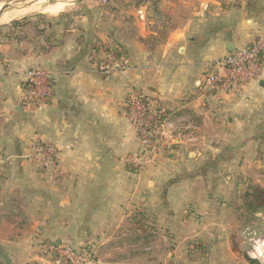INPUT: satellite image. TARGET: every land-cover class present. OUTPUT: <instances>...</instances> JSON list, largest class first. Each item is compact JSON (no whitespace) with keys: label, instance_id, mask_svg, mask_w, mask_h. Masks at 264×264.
Segmentation results:
<instances>
[{"label":"crops","instance_id":"crops-1","mask_svg":"<svg viewBox=\"0 0 264 264\" xmlns=\"http://www.w3.org/2000/svg\"><path fill=\"white\" fill-rule=\"evenodd\" d=\"M159 1L151 10L149 2L77 0L67 11L44 16L39 34L27 28L25 40H8L11 29L3 30L0 264H53L43 251L58 243L87 250L91 264H160L154 253L162 229L179 239L203 236L189 234L196 218L176 213V205L194 203L171 199V185L162 177L172 172L170 163H153L162 154L143 153L127 105L145 98L168 112L162 146L177 145L189 161L213 154L221 159L225 125L230 139L237 132L245 141L251 103L263 105L264 122V70L232 93L209 92L202 80L210 64L229 53L227 45L237 50L264 38V0ZM98 41L122 47L131 69L112 76L97 72ZM38 66L52 72L54 94L34 112L22 104V73ZM36 141L56 149L51 166L32 152ZM208 164L206 169L217 167ZM135 213L146 217V236L123 231ZM199 256L170 253L164 264H205Z\"/></svg>","mask_w":264,"mask_h":264},{"label":"rangeland","instance_id":"rangeland-1","mask_svg":"<svg viewBox=\"0 0 264 264\" xmlns=\"http://www.w3.org/2000/svg\"><path fill=\"white\" fill-rule=\"evenodd\" d=\"M67 1L74 3L77 0ZM126 1H130V6H135L134 0H115V4L120 6ZM159 3L160 1L150 2L149 8ZM0 4L3 8L6 6L11 8L0 19V32L5 33L4 31L9 27L11 29L15 20L25 18L36 21L44 16L51 17L50 14L44 13L43 8L57 2L55 0H0ZM28 5L31 6L22 8ZM70 7H73L72 4H67L65 11ZM22 10L25 11L19 12ZM260 42H264V38L254 39L249 45ZM253 106L251 103L249 109L252 112L248 114L251 117L244 123L251 125L249 133L251 136L244 141L243 133L237 137L236 132L234 138L230 139L231 131L223 123L225 127L221 132L219 131L224 137L223 154H221L223 156L218 159V154H213L198 161L193 158L189 161L187 155L185 157L184 153H181L183 149H180L181 151L176 149L177 145L162 146V125L167 116L156 110L157 114L151 130L158 135V139L153 142L152 139L148 145L142 144L143 153L148 154L150 158L156 153L158 157L162 154V157L153 163H170L169 168L173 173L171 172L168 177L164 174L162 177L163 180L168 179L171 185V199L184 200L188 204L194 203V206L190 208L181 207L178 204L174 209L176 213L184 215L187 219L190 215L196 218L193 219L194 231L189 234L203 235L192 240L188 238L189 236L179 239L176 233L171 231L168 233L162 229L158 243L159 251L154 253L159 255L158 258L161 257L160 264H164V260L170 253L178 255L180 252L186 254L188 251H197L199 258L205 264H264V208L257 213H252L246 208V199L251 188L258 186L264 190V122L260 121L263 105L259 104L255 108ZM210 132L216 134L212 130ZM179 146L185 148V145ZM164 151H170V156ZM210 162L215 163L217 167L206 169ZM93 258L90 255L91 262Z\"/></svg>","mask_w":264,"mask_h":264},{"label":"built area","instance_id":"built-area-1","mask_svg":"<svg viewBox=\"0 0 264 264\" xmlns=\"http://www.w3.org/2000/svg\"><path fill=\"white\" fill-rule=\"evenodd\" d=\"M95 69L97 72L112 76L125 74L131 69L130 58L117 46L95 43ZM264 42L254 43L229 52L210 64V69L202 80L208 90L232 93L247 87L258 79L264 70ZM26 86L22 104L37 112L45 108L54 94L52 72L44 67L28 69L22 73ZM128 117L136 128L141 144L148 145L155 137L153 126L157 111L154 105L142 98H134L127 105ZM32 152L46 167L51 166L56 157L52 144L36 141ZM44 252L51 256L53 264H91L89 252L76 249L68 243L48 246Z\"/></svg>","mask_w":264,"mask_h":264},{"label":"trees","instance_id":"trees-1","mask_svg":"<svg viewBox=\"0 0 264 264\" xmlns=\"http://www.w3.org/2000/svg\"><path fill=\"white\" fill-rule=\"evenodd\" d=\"M159 0H134L135 6H140L142 4L150 3V2H158ZM44 18H40L39 20L36 21H31V20H26L25 18L20 19V20H15L13 21L11 25V31L5 35L6 38L9 39H15L18 41L25 40L27 38V28L28 29H35L37 34L41 32L39 30L40 24ZM1 36H3V33L0 32ZM115 46V45H112ZM121 50L122 47L118 46ZM51 48V45H49V50ZM145 100V98H142ZM155 110H157L159 113H167L164 112L163 108L156 107ZM156 135L152 142L158 139ZM246 208L250 210L252 213H257L258 211H261L264 208V190L260 189V187H252L251 191H249V194L246 199ZM146 217L144 214L141 213H135L132 219L127 223V226L123 231L132 233L134 235L142 236V235H147L148 228L147 224L145 223Z\"/></svg>","mask_w":264,"mask_h":264},{"label":"bare ground","instance_id":"bare-ground-1","mask_svg":"<svg viewBox=\"0 0 264 264\" xmlns=\"http://www.w3.org/2000/svg\"><path fill=\"white\" fill-rule=\"evenodd\" d=\"M59 2H57V4L44 6V8H43L44 13L51 14V15H57V14L61 13L66 8L67 4L66 3L64 4L61 1H59ZM2 7H3V5L0 4V10ZM259 247H260V245H259Z\"/></svg>","mask_w":264,"mask_h":264},{"label":"water","instance_id":"water-1","mask_svg":"<svg viewBox=\"0 0 264 264\" xmlns=\"http://www.w3.org/2000/svg\"><path fill=\"white\" fill-rule=\"evenodd\" d=\"M55 1H56V2L61 1V2H64V3L68 4V5L73 4V3H71V2H69V1H67V0H55ZM31 5H33V4H31ZM31 5H28V6H26V7H22V8H27V7H30ZM9 9H11L10 6H6V7H4V8L0 11V19H1L2 16L6 13V11L9 10ZM227 49H228L229 52H232V51L234 50V48H233L232 45H230V44L227 45ZM19 108H20V109L22 108V104L19 106Z\"/></svg>","mask_w":264,"mask_h":264}]
</instances>
